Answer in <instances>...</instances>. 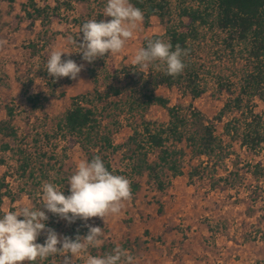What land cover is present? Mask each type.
<instances>
[{
  "label": "rangeland",
  "instance_id": "374dc122",
  "mask_svg": "<svg viewBox=\"0 0 264 264\" xmlns=\"http://www.w3.org/2000/svg\"><path fill=\"white\" fill-rule=\"evenodd\" d=\"M169 1L170 13L165 22L158 16L150 17L148 22L143 19L122 52L106 54L88 63L82 59V54L74 52L79 51L75 40L77 44L82 42L83 33L79 32L85 22L111 20L104 16L107 0H36L37 6H50V14L55 12L59 16V20L46 23L28 18L25 12L27 0H15L12 4L0 0V122L9 120L18 135L0 133V160L7 161L6 165H0V183L5 177L9 186L8 190L2 189L8 196L0 200V216L26 205L42 207L40 193L45 182L55 183L61 189L65 187V195L69 194L68 178L81 161H87V153L69 133L54 132L58 133L56 123L71 108L73 97L92 91L96 85L102 92L113 85L123 88L120 95L96 104L99 110L105 103L109 104L100 119L103 126L111 128L116 144L124 143L132 134L131 126L143 119L158 123L169 121L168 111L159 105L147 108L135 105L133 111L126 105L127 100L140 99L141 95L133 90L138 88L136 85L141 86L143 79H153L163 70L151 65L139 67L140 75L130 69L137 50L153 35H163L166 25L178 24L182 19L187 22L188 18L180 15L183 6L204 7L209 3V0L205 3H200L201 0ZM56 6L58 9H53ZM209 8L213 12L212 21L217 15L216 5L210 4ZM28 9L31 8L28 6ZM200 34V38L192 43L193 60L201 69L205 93L193 98L182 85L171 88L159 85L155 90L168 98L171 106H180L185 112L196 108L213 121L217 134L231 145L228 155L214 167L212 163L216 159L212 158L207 164L208 157L192 158L186 149L184 173L173 177L166 171L163 191L145 175L140 179L141 190L136 198L121 201L119 214L108 215L104 220L92 217L87 222L81 221L84 225L102 228V244L120 245L127 237L134 240L140 236L144 243L139 241L141 247L133 264H264V175L252 174L254 164L264 163V149L243 148L239 141L231 142L224 135L225 122L239 117L240 111H226L222 121L216 119L225 103L240 93L242 75L250 66L248 50L246 43L235 40V51H232L225 42L227 33L216 26L201 27ZM161 40L168 42L167 37ZM57 50L73 52L62 59L70 58L78 65L83 64L77 79H54L47 74L46 61L50 53ZM92 67L96 69L97 82L89 74ZM126 69L131 70L130 76L124 73ZM134 76L139 82L131 80ZM220 82L227 83L231 90L221 89ZM33 93L42 94V106L37 109L27 101V96ZM249 104L255 105L256 112H264V103L257 97ZM8 105L15 109L11 120ZM46 133L50 134L49 142L45 140ZM5 142L13 146L12 151L2 149ZM184 146L180 144V147ZM21 149L37 158L33 166L34 178L20 168L24 157ZM43 153H47V158H43L48 170L45 176L41 174ZM52 153L56 159H50ZM120 157V154L113 157L115 167L120 166ZM195 167L200 174L190 177ZM222 176L231 179L218 181ZM47 215V227L61 236L80 221L68 223L51 213ZM87 232L86 227L83 235ZM44 239L42 233L37 242L43 243ZM100 246L90 248L89 255L100 256ZM63 259L49 258L42 264H63ZM80 259L82 262L78 263V259L75 264H85L86 258Z\"/></svg>",
  "mask_w": 264,
  "mask_h": 264
},
{
  "label": "trees",
  "instance_id": "16d2710c",
  "mask_svg": "<svg viewBox=\"0 0 264 264\" xmlns=\"http://www.w3.org/2000/svg\"><path fill=\"white\" fill-rule=\"evenodd\" d=\"M7 1L11 4L15 2V0ZM205 1L201 0L200 3H205ZM130 2L142 10L145 22H148L152 16H158L162 22H165L166 16L170 13L169 0H130ZM210 4H215L217 9V15L212 21L210 18L213 16V12L210 11ZM27 5L31 9L25 6L27 8L25 12L31 20L40 19L44 23L55 19L59 20L57 13L50 14L49 8H52L50 6L40 8L37 6L36 0H27ZM56 8L58 9L57 6L53 9ZM46 11L48 14H45ZM180 15L181 18H188V21L185 22L182 19L178 24L166 25L165 33L153 35L145 42L144 47L149 41L167 37L168 42L172 45V50H175L177 46L184 50L185 55L182 57L185 64L184 70L178 75L169 76L163 69L153 79L151 77L143 79L142 85H136L138 88L134 87L133 89L135 93L141 95L140 99L136 97L133 102L126 101V105L132 111L135 110V105L137 108L159 105L168 111V122L158 123L143 119L141 123L131 126L132 134L124 143L116 144L111 135V128L103 126L100 119L101 113L107 109L109 104L105 103L100 110L96 104L97 102H106L111 96L120 95L123 88L113 85L109 86L106 92H102L96 85L92 91L73 97L71 108L56 123L58 133L54 132V134L69 133L87 153V161L100 156L112 174L128 178L131 182V198H136L140 192V179L145 175L156 183L160 191L166 187V182L163 179L166 171L170 172L173 177L182 175L187 155L186 149L192 154V158L208 157L207 164L212 158L216 159L212 163L214 167L217 166L216 162L228 155L231 145L217 134V127L213 121H210L196 108L185 112L180 106H171L169 99L157 94L155 90L159 85H166L169 88L182 85L189 90L193 98H198L205 93L206 89L201 85V69L193 60L194 49L192 46L193 41L200 38L201 27L216 26L225 31L228 35L225 42L232 51H235V40L246 43L250 66L242 75L240 93L225 103L216 119L222 121L226 111H240L239 117H233L225 122L224 135L231 142L239 141L243 148L253 151L264 149V112H256L255 105L249 104L256 97L264 103V0H209L208 5H204V7L183 6ZM31 46L35 48L33 44ZM131 67L130 69H134L140 74L139 66L132 65ZM130 71L129 69L124 70L126 76H130ZM89 74L94 81H98L95 68H90ZM137 78L134 76L131 80L137 83L139 82ZM227 86V83L220 82L221 89H225ZM227 90L230 91V87ZM27 101L34 109H37L42 106V94H29ZM7 111L11 120L15 115V109L8 105ZM116 122L118 123V121ZM0 133L5 136H18L17 130L11 126L9 120L0 122ZM45 140L50 141L49 133L45 134ZM180 144H185V146L180 147ZM2 149L12 151L13 146L9 142H5L2 144ZM21 150L24 157L20 168L29 177L34 178L33 166H35L36 157L24 152L23 149ZM118 154L121 156L120 166L115 167L112 160ZM43 158L44 160L47 158V153H43L41 157V174L45 176L48 170H46ZM56 158L57 156L52 153L50 159ZM6 164L7 161L1 158L0 165ZM253 168V175L257 177L264 175V163L258 162L253 165ZM199 174L200 170L195 167L190 173V177ZM3 179L4 181L0 183V200L3 196H8L7 193L2 192L3 188L8 190L9 187L5 183V177ZM229 179H231L230 176H222L218 181L228 182ZM11 200H14V197H11ZM85 228V225L79 221L76 225H72L64 236L71 238L76 235L83 236ZM139 241H142L140 237H136L134 240L127 237L120 245L103 243L100 246V256L111 254L116 248H122L136 258L138 248L141 247ZM142 243L144 242L142 241ZM81 262L79 259L78 263Z\"/></svg>",
  "mask_w": 264,
  "mask_h": 264
},
{
  "label": "clouds",
  "instance_id": "9594fccd",
  "mask_svg": "<svg viewBox=\"0 0 264 264\" xmlns=\"http://www.w3.org/2000/svg\"><path fill=\"white\" fill-rule=\"evenodd\" d=\"M104 16L111 20L92 19L80 28L82 42L75 45L82 54V59L92 63L106 54L115 55L125 48L139 24L144 19L141 9L130 0H107ZM79 36V35H78ZM73 52L52 51L46 61V71L54 79H77L83 64L74 60L62 59ZM185 55L179 46L172 50V45L161 39L149 41L135 53L134 66L148 68L162 67L167 75L180 74L185 64ZM130 180L123 175L112 174L100 156L91 161H81L75 172L68 178L69 194L55 183L45 182L41 186L42 207L22 206L16 211L0 216V264H42L49 258L63 257V264H75L85 257V264H133L134 257L127 250L116 248L113 253L103 256L89 255L90 248H97L103 242L100 227L85 224L86 235L74 238L61 236L54 229L47 227L49 216H54L74 223L77 220L87 222L89 218H104L121 211V201L131 198ZM22 217V219H18ZM45 234L43 243H38L41 234ZM70 254V256H69Z\"/></svg>",
  "mask_w": 264,
  "mask_h": 264
},
{
  "label": "crops",
  "instance_id": "0c3cea01",
  "mask_svg": "<svg viewBox=\"0 0 264 264\" xmlns=\"http://www.w3.org/2000/svg\"><path fill=\"white\" fill-rule=\"evenodd\" d=\"M133 199V198H132ZM138 237V236H137ZM140 237V236H139ZM135 259V258H134Z\"/></svg>",
  "mask_w": 264,
  "mask_h": 264
}]
</instances>
